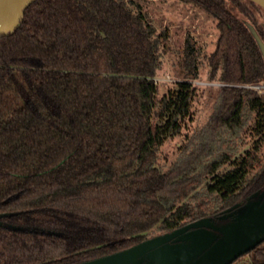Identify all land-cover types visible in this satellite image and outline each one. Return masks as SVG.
Returning <instances> with one entry per match:
<instances>
[{
    "label": "trees",
    "instance_id": "obj_1",
    "mask_svg": "<svg viewBox=\"0 0 264 264\" xmlns=\"http://www.w3.org/2000/svg\"><path fill=\"white\" fill-rule=\"evenodd\" d=\"M219 30L207 56L221 81L208 121L167 169L199 69L186 35L183 78L157 98L160 34L135 0H35L0 36V264H78L264 194V60L242 0H180ZM249 111L258 139L239 152ZM10 224L18 227H10ZM230 264H264V240Z\"/></svg>",
    "mask_w": 264,
    "mask_h": 264
},
{
    "label": "rangeland",
    "instance_id": "obj_2",
    "mask_svg": "<svg viewBox=\"0 0 264 264\" xmlns=\"http://www.w3.org/2000/svg\"><path fill=\"white\" fill-rule=\"evenodd\" d=\"M141 9L146 12L148 19L160 34V66L154 80L157 83V98L175 87L177 80L183 78V47L186 35L191 36L199 49V69L193 81L195 90L191 99V107L184 117L181 130L178 134L168 137L157 150V163L162 169H167L178 157L191 134L199 131L208 121L217 103V96L221 81L209 77L207 56L213 51L219 34L217 20L196 5L180 0H135ZM252 10L256 23L264 26V8L250 0H242ZM228 8L239 17L244 15L226 0ZM264 37V31L262 32ZM247 86V85H246ZM254 112L249 111L243 128L239 131V152L252 145L258 136L253 131ZM260 153H264V143ZM250 206L241 207L239 214L245 213ZM213 233H207L202 245L207 243ZM198 248H192L185 254L168 259L156 257L158 263H172L182 261L192 256Z\"/></svg>",
    "mask_w": 264,
    "mask_h": 264
},
{
    "label": "water",
    "instance_id": "obj_3",
    "mask_svg": "<svg viewBox=\"0 0 264 264\" xmlns=\"http://www.w3.org/2000/svg\"><path fill=\"white\" fill-rule=\"evenodd\" d=\"M250 1L264 8V0ZM33 2L35 0H0V36L12 33L19 26ZM246 25L264 60V40L250 22H246ZM255 195L246 203L235 202L223 210L224 214L235 213L231 221L220 223L211 216H203L149 236L129 247L78 264H230L264 240V194ZM244 206L250 207L239 214L238 210ZM210 232L213 236L202 245L204 237ZM192 248L198 250L185 260L172 263L155 261L156 257L168 259L183 255Z\"/></svg>",
    "mask_w": 264,
    "mask_h": 264
},
{
    "label": "built area",
    "instance_id": "obj_4",
    "mask_svg": "<svg viewBox=\"0 0 264 264\" xmlns=\"http://www.w3.org/2000/svg\"><path fill=\"white\" fill-rule=\"evenodd\" d=\"M247 86H251V87H254V88L260 89V88L264 87V83L253 84V85H247Z\"/></svg>",
    "mask_w": 264,
    "mask_h": 264
}]
</instances>
